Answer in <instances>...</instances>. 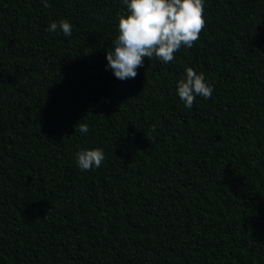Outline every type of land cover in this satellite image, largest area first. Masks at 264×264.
Returning a JSON list of instances; mask_svg holds the SVG:
<instances>
[{
	"label": "trees",
	"instance_id": "trees-1",
	"mask_svg": "<svg viewBox=\"0 0 264 264\" xmlns=\"http://www.w3.org/2000/svg\"><path fill=\"white\" fill-rule=\"evenodd\" d=\"M48 3L0 0V264H264V0H204L193 47L124 81L122 0Z\"/></svg>",
	"mask_w": 264,
	"mask_h": 264
},
{
	"label": "clouds",
	"instance_id": "clouds-1",
	"mask_svg": "<svg viewBox=\"0 0 264 264\" xmlns=\"http://www.w3.org/2000/svg\"><path fill=\"white\" fill-rule=\"evenodd\" d=\"M127 13L118 19V36L112 51L105 52L107 69L118 80L134 79L137 69L143 66L144 58H156L167 64L183 48H192L206 26L204 0H122ZM45 8L51 7L42 0ZM59 29L68 37L72 25L66 20L52 22L47 29ZM184 78L177 82V95L185 107L191 108L197 96L209 99L214 91L206 82L203 72L191 67L185 70ZM79 131L86 134L87 124H80ZM105 159L103 149H83L77 152L76 161L81 170L99 168Z\"/></svg>",
	"mask_w": 264,
	"mask_h": 264
}]
</instances>
